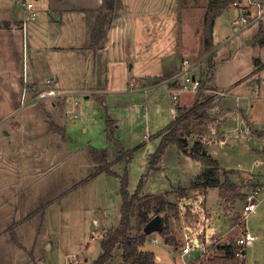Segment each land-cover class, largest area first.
Segmentation results:
<instances>
[{"label":"crops","instance_id":"obj_1","mask_svg":"<svg viewBox=\"0 0 264 264\" xmlns=\"http://www.w3.org/2000/svg\"><path fill=\"white\" fill-rule=\"evenodd\" d=\"M163 1L167 2V0ZM171 1L167 6L160 7L156 0H116L110 24L107 26L108 35L96 49L92 44L91 33L100 13L98 8L103 0H0V143H3L5 147L8 145L11 152H16L20 157L15 158L14 162L0 159V169H2L0 177L10 176L14 184H20L21 180L28 181L29 179L31 184L36 183L39 180L37 166L43 164L39 163L36 153H33L30 159L22 157L23 152H29L32 145L30 144L31 139L37 128L34 127V119L39 118L37 116L39 114H42L44 118L45 114L46 120L47 118L54 120L63 126L68 134V115L73 114L77 117L78 112L79 99L75 95L82 94L84 98H89L92 94L105 93L111 83L110 76L116 71L125 80H130L127 89L119 90L117 94L143 93L146 97V110L150 107L147 98L157 88L171 93L172 99L179 102L171 109L172 120L178 115L179 105L188 106L193 101V99L189 101V98H194V93L189 91L181 94L177 100L173 97L176 81L184 80L183 60L189 58L190 54L182 58L181 67L160 65L157 62V60L164 62L165 59L159 56L158 39L155 36L157 23L159 16L173 10L174 3L177 5L179 0ZM30 2L33 3L32 7L28 6ZM232 6L235 11L238 10L239 20L242 21L239 7L235 4ZM257 9L258 7L255 6L252 11L255 13ZM250 17L248 22H252L244 29L240 30L238 27L236 31H240L238 33L243 36V42L247 46L254 47L253 51L250 50L252 66L248 71L234 75L229 86L218 83L217 71L221 64L232 59L233 55L227 49L226 39L221 42L214 40L217 46L214 50L213 61L215 59L217 63L214 66V73L211 75L212 79L208 83L207 91L216 96L206 107L211 114L212 121L206 128L203 141L204 147L218 159L223 167L234 170L230 174L232 181L240 184L244 180L242 177L255 175L257 181L264 184V166H262L264 164V84L262 80L264 78L261 79L262 70H264V44L258 38L260 21L264 25V11L260 18ZM237 18L238 16L233 22L237 21ZM215 33L216 29L214 37ZM195 35L194 32L192 47L198 44ZM202 59L192 61L191 71H198L199 65L203 64L200 62L198 64V61ZM257 77L255 81L254 78ZM173 78L177 80L172 81ZM75 88L81 89L79 90L81 92L75 91ZM50 90H54L55 93L42 95ZM222 91L224 94H218ZM183 97L187 98L188 102L183 101ZM101 104L107 107L105 100H101ZM39 106L41 110L33 109ZM160 109L158 102L157 110L160 111ZM119 123L120 121L115 128L117 138L123 145L125 144V149H132L130 136L121 131ZM130 126L132 129V123ZM156 136L145 135L146 139H150L148 160H146L149 169L147 172L166 175L168 171H175L169 160L170 154L173 153L176 155V164L179 166L178 177L171 189L151 192L143 188L142 192L151 195L163 194L167 200H179L182 204L186 200L188 205L202 200L211 215L209 216V227L206 230L208 236L203 234L199 238L201 245L193 247L188 252H183V246L188 239L186 232L187 239L183 246H171L158 232V236L153 235L155 233L149 235V242L157 244L162 241L163 249L169 247V253L175 256V264H192L197 258L206 254L205 250L209 251L214 247L221 252L220 246L228 242L234 244L238 237L236 230L242 228V224L238 223L239 216L231 214L228 211L230 208H226V202L219 196V188L192 186L200 180L205 165L185 154L176 145L172 149L173 145H171L159 163L161 169H151L149 154ZM196 139V135L190 136V147ZM241 142L248 145L255 156L250 166L243 162L236 163L228 157L230 154L228 151L235 152ZM14 143L18 146L16 147ZM106 149L109 151V160L113 162L112 168L115 171L118 165L126 164L125 159L118 160L120 151L116 147ZM82 150L79 151L84 152ZM64 161L62 159L60 162ZM56 163L50 161L49 164ZM53 167L50 168L51 171L43 172L42 176L52 172ZM11 168L15 171H10ZM92 168L94 169L95 166ZM94 172L95 169L82 182L104 173L94 176ZM187 176L188 179H186ZM220 178L221 181L224 180V176ZM0 184L6 189L4 191L8 201L10 199L8 196L12 195L10 189L13 188H7L10 186L9 183L0 182ZM23 184V187L19 186L21 192L30 185L29 182ZM179 187L188 188V192L193 194H189L188 199L182 200L178 198L176 191ZM201 191H204V194ZM212 191L216 193L217 203L214 205H211L208 200ZM234 205L239 206L240 204L236 202ZM18 209L17 207L16 211H19ZM246 226L247 223L244 221L243 228ZM152 237H155L157 241L152 242ZM214 238H219V240L212 242ZM143 247L153 251L156 254V260L164 263L160 252L145 248L146 244ZM244 252L243 259L246 264L259 263L257 260L255 262L248 260L246 250ZM192 253L196 254L190 257ZM38 262L41 263L43 260L38 259Z\"/></svg>","mask_w":264,"mask_h":264},{"label":"rangeland","instance_id":"obj_2","mask_svg":"<svg viewBox=\"0 0 264 264\" xmlns=\"http://www.w3.org/2000/svg\"><path fill=\"white\" fill-rule=\"evenodd\" d=\"M259 1L262 5L264 4V0ZM169 2L172 1L156 0L160 7L167 6ZM207 2L208 0H179L178 6L174 3L173 10L159 16L155 36L158 39L159 56L165 58L164 62L157 60L160 65L181 67L182 58L186 54H190L189 59L195 62L203 53L201 29ZM232 5L217 18L215 23L214 40L221 42L226 39L228 41L227 49L233 55V58L221 64L217 71L218 83L226 86L231 84L234 75L250 69L252 66L250 50L253 51L254 48L247 46L243 42V36L238 33L240 31H236L238 27L240 30L244 29L252 21L247 23L240 21L238 10L235 11ZM239 9L242 14L244 9ZM254 14L252 11L251 15ZM237 16V21L233 22ZM194 32L199 46L197 44L192 47ZM197 33L200 34L197 35ZM210 63L211 61L206 59L196 72L203 74L204 77L212 75L214 71L212 72ZM216 63L217 60L214 59L213 64L216 65ZM263 76L264 70H262L261 79L264 78ZM211 79L210 77L209 81ZM257 79L258 77L254 78L255 81ZM110 81L105 93L92 94L89 98H84L82 94L75 95L79 99L78 112L77 117H74L73 114L68 115V134L65 128L54 120L50 118L46 120L45 114V119L42 114L37 115L39 118L34 119V127L37 128H35V135L31 139L30 144L32 145L29 152H23L22 157L30 159L29 157L32 158V154L36 153L39 163L43 164L37 166L39 180L33 184L30 179L28 181L21 180L18 185L10 180L13 179L10 176L0 177L1 183H9L10 186L7 188H13L10 189L11 196H8L7 189V196L10 198L7 201L4 191L6 189L0 184V264H94L102 252L101 240L104 230L117 226L120 222L121 176L124 175L126 168L128 169L130 191H135L138 188L140 179L146 173H149L144 183V189L147 191L171 189L172 185L176 183L179 166L176 164V155L173 153L170 154L169 160L175 171H168L166 175L147 172L149 169L146 160H148L150 139H146L145 135L149 137L157 135L151 144L150 154H152L161 142L160 131L172 120L171 109L176 107L179 102L172 99L171 93L157 88L148 96L150 107L146 110V97L143 93L117 94L119 90L127 89L130 80H125L116 71L114 75L110 76ZM75 89V91L81 92L79 91L81 89ZM194 98H189V101ZM98 99L105 100L107 107L103 106L101 100L98 101ZM183 101H187V98L183 97ZM158 102L161 107L160 111L157 110ZM33 109L41 110V107ZM108 116L116 121V125L120 121L121 131L130 136V141L133 144L131 148L139 147L135 149L129 164H121L116 167L118 176L104 172L91 180L82 182L88 174L93 172L92 167L95 165L87 148L89 146L100 149L115 147L106 133ZM51 122H55L59 126L58 132L56 128L51 127ZM130 123H132V129H130ZM26 144L29 143L26 142ZM14 145L18 146L17 143ZM174 147L173 145L172 149ZM1 150L0 159L4 161L14 162L15 158H20L16 152H11L8 145L5 147L3 143H0V152ZM228 152L230 153L228 157L236 163L243 162L250 166L255 159L252 149L243 142L238 145L235 152ZM224 156L226 155L224 154ZM62 159L65 160L63 163L60 162ZM50 161L57 163L50 165ZM52 166H54L53 171L42 176L43 172L51 171ZM228 170L231 171L230 174L234 171ZM1 171L2 169H0ZM10 171L15 170L11 168ZM188 178L187 176L186 179ZM242 178L244 180L239 185L247 195L260 189V194L257 195V211L255 214H251L247 220L248 230L257 236L256 241L245 248L247 259L251 262L257 260L258 264H264V184L257 181L255 175ZM25 182H29L30 185L25 188V191H19V186L23 187ZM201 192L204 194V191ZM189 194L193 193L188 192V198ZM208 200L211 205L217 203L214 191L208 196ZM246 200L244 198L237 201L240 205H234L230 209L233 211L236 207L241 208ZM176 201L179 202L178 214L175 211H164L159 215L161 218L168 219L173 234L180 242L179 245L183 246L187 239L185 235L189 230L188 227L198 228L200 221L199 216L192 210V204L187 206L185 203H180L179 200ZM17 207L19 211H16ZM204 207H207L205 203ZM205 210L208 213L207 208ZM152 214L153 212H151ZM208 215L211 214L208 213ZM238 218V223L242 224L243 228L244 221H241V217ZM203 223L206 228L209 227V221ZM242 228L236 230V236L242 235L244 230ZM157 232H154L153 235L158 236ZM149 239L150 237L145 248L160 252L164 263L175 264V256L169 253V247L163 249L162 241L153 244L149 242ZM214 239L212 242L219 240V238ZM121 252L119 248L115 250L113 264L121 262ZM204 253L209 257L221 252L213 247L209 251L205 250ZM194 254L196 253H192L190 257ZM36 257L42 259L43 262L39 263Z\"/></svg>","mask_w":264,"mask_h":264},{"label":"trees","instance_id":"obj_3","mask_svg":"<svg viewBox=\"0 0 264 264\" xmlns=\"http://www.w3.org/2000/svg\"><path fill=\"white\" fill-rule=\"evenodd\" d=\"M241 0H208L206 4V12L203 17L201 40L203 53L196 59L198 64L203 63L206 59L211 61L212 72L215 64H213L214 50L216 43L214 42L215 22L221 14H223L231 4ZM116 0H103L100 11L96 18L93 31L91 33L92 44L96 49L99 48L101 41L108 35L107 26L110 24L111 14L114 12ZM260 29L258 31L259 41L264 44V25L260 21ZM200 62V63H199ZM197 64V63H196ZM202 66V65H199ZM202 78V89L195 93L194 100L188 106H178V115L167 125L161 132L162 139L157 150L149 156V165L151 169H161L159 163L171 145H176L183 150L185 154L205 165V170L198 182L193 183V187L207 188L208 186L218 187L219 196L226 201V208L247 197V193L243 192L240 185L229 177L230 170L223 167L217 158H215L207 148L204 147V135L208 124L212 121L211 114L206 107L216 96L207 91L208 81L211 77ZM51 127L60 130L55 122H51ZM116 121L110 116L107 118L106 133L113 142L117 150L120 151L119 159H125L128 164L135 153V149H125L124 145L116 137L115 133ZM196 135L197 139L190 147L189 138ZM92 161L94 162L95 172L98 175L107 172L118 176V173L112 168L113 162L109 160V151L106 148H97L89 146L87 148ZM149 173L143 175L140 179L138 188L135 192L129 190L128 169L121 176V195L122 207L121 217L118 226L107 229L102 235L101 249L102 252L95 260L94 264H113L117 248L121 249V262L118 264H165L156 260V254L144 249L149 235L144 232L145 225L156 215L164 211H175L178 214L179 202L166 199L163 194H145L143 193L145 179ZM221 175L224 180L221 181ZM178 198L185 200L188 198V188H177ZM188 206V205H187ZM151 212L153 214L151 215ZM162 224L158 233L163 236L166 243L173 247H177L180 242L177 236L173 234L168 219L161 218ZM135 232V233H133ZM220 254L213 256L197 258L192 264H246L245 259L239 257L234 252L235 246L232 242L220 246ZM245 255V254H244ZM32 256V255H31Z\"/></svg>","mask_w":264,"mask_h":264},{"label":"built area","instance_id":"obj_4","mask_svg":"<svg viewBox=\"0 0 264 264\" xmlns=\"http://www.w3.org/2000/svg\"><path fill=\"white\" fill-rule=\"evenodd\" d=\"M236 6H238L239 8L244 9V12H242L241 14V20L244 23H247L250 18H260L263 14L264 11V6L261 4V2L259 0H241V1H237L236 3H234ZM243 5V6H242ZM29 7L33 6V3L30 2L28 3ZM258 7L257 12H255L254 15H251L252 9L254 10V8ZM184 61V70L182 72L183 74V81L177 80L176 78H173L172 81H176L175 84V88H174V93H173V97L177 100L179 99L180 95L183 93H187L189 92H193L194 94L198 91H200L202 89V78L201 75L191 71V66H192V61H190L189 58H186L183 60ZM197 65V64H196ZM262 83L264 84V79L262 80ZM55 91L54 90H50L48 92L43 93L42 95H48V94H54ZM218 94L222 95L224 94V91L222 92H218ZM260 189L254 190L252 191L250 194L247 195L246 197V201L243 202V205L241 208H234L233 211L232 209H229L228 211L231 214L235 213L239 214V217H241V221H245L247 223V220L249 219V216L251 214H255L258 208V202H257V195L260 194ZM186 205H188L185 202ZM191 204V203H190ZM193 212L196 213L199 217V221L198 224V228H190L188 227V232H187V236L188 239L185 243V245L183 246V252H188L190 251L193 247H196L197 245H201L199 238L201 234H204L206 236V226L204 225L203 222H207L210 220L208 213L205 210V207L203 205V201H198V202H193ZM187 210V208L185 209V211ZM237 214V215H238ZM197 232V233H195ZM242 235L237 237L234 243L235 249L234 252L236 253L237 256L243 258L244 257V250L247 246L252 245L256 239L257 236L253 233H251V231L248 230L247 226L244 228L243 232L241 233ZM197 244H196V241ZM152 242H156L157 239L155 237L151 238Z\"/></svg>","mask_w":264,"mask_h":264},{"label":"water","instance_id":"obj_5","mask_svg":"<svg viewBox=\"0 0 264 264\" xmlns=\"http://www.w3.org/2000/svg\"><path fill=\"white\" fill-rule=\"evenodd\" d=\"M162 219L160 215L154 216L144 227V232L146 234H152L159 231L161 228Z\"/></svg>","mask_w":264,"mask_h":264}]
</instances>
